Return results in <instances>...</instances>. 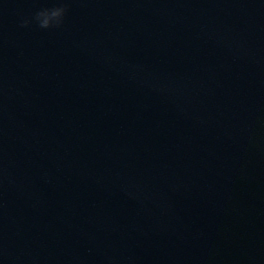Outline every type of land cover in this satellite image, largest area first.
<instances>
[{
  "label": "water",
  "instance_id": "1",
  "mask_svg": "<svg viewBox=\"0 0 264 264\" xmlns=\"http://www.w3.org/2000/svg\"><path fill=\"white\" fill-rule=\"evenodd\" d=\"M63 2L0 0V264H264V0Z\"/></svg>",
  "mask_w": 264,
  "mask_h": 264
},
{
  "label": "clouds",
  "instance_id": "2",
  "mask_svg": "<svg viewBox=\"0 0 264 264\" xmlns=\"http://www.w3.org/2000/svg\"><path fill=\"white\" fill-rule=\"evenodd\" d=\"M67 11L68 9L63 0H60L58 6L38 10L32 17V21L42 30L60 28ZM30 23L31 21L28 19H23L20 23V27H29Z\"/></svg>",
  "mask_w": 264,
  "mask_h": 264
}]
</instances>
